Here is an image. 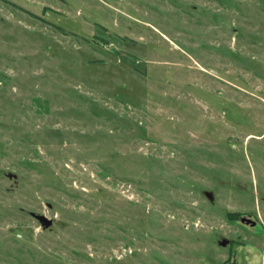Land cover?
I'll use <instances>...</instances> for the list:
<instances>
[{"label":"rangeland","instance_id":"1","mask_svg":"<svg viewBox=\"0 0 264 264\" xmlns=\"http://www.w3.org/2000/svg\"><path fill=\"white\" fill-rule=\"evenodd\" d=\"M0 264H264V0H0Z\"/></svg>","mask_w":264,"mask_h":264},{"label":"water","instance_id":"2","mask_svg":"<svg viewBox=\"0 0 264 264\" xmlns=\"http://www.w3.org/2000/svg\"><path fill=\"white\" fill-rule=\"evenodd\" d=\"M205 195L209 198L210 201L214 200V195L212 192H205ZM31 216L34 217L41 225L43 230H48L50 228L53 227L54 225V221L49 219L48 217H46L45 215H41V214H36V213H31ZM242 223H247V224H252L254 225L255 223L252 222L249 219L243 218L241 220ZM221 246H227L228 242L226 240H223L219 243Z\"/></svg>","mask_w":264,"mask_h":264},{"label":"trees","instance_id":"3","mask_svg":"<svg viewBox=\"0 0 264 264\" xmlns=\"http://www.w3.org/2000/svg\"><path fill=\"white\" fill-rule=\"evenodd\" d=\"M231 217L234 219V217H236V215H235V216H234V215H232Z\"/></svg>","mask_w":264,"mask_h":264}]
</instances>
